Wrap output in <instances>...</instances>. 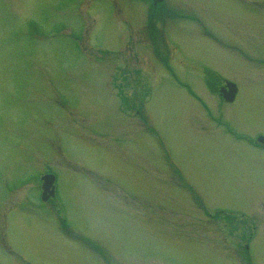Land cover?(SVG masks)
Here are the masks:
<instances>
[{
	"label": "rangeland",
	"instance_id": "obj_1",
	"mask_svg": "<svg viewBox=\"0 0 264 264\" xmlns=\"http://www.w3.org/2000/svg\"><path fill=\"white\" fill-rule=\"evenodd\" d=\"M250 4L0 0V264H264V155L202 108L212 67L240 86L218 115L264 130Z\"/></svg>",
	"mask_w": 264,
	"mask_h": 264
},
{
	"label": "flooded vegetation",
	"instance_id": "obj_2",
	"mask_svg": "<svg viewBox=\"0 0 264 264\" xmlns=\"http://www.w3.org/2000/svg\"><path fill=\"white\" fill-rule=\"evenodd\" d=\"M150 1H152V8L153 7L155 8L157 6L156 4H160L163 0L158 1V2L156 0H150ZM250 3H251L250 5L252 6V8L254 7L256 17H258L259 15V18H260L259 21L263 22L264 21V0H250ZM203 34H206V35L208 34L213 39H215L214 35L211 34V32L205 28H204ZM217 42L219 45H223L222 44L223 42L219 40H217ZM252 54L255 56V58L252 57L250 61L253 62L254 61L253 59L256 60L257 54L254 52H252ZM249 69L251 70V68ZM202 75H203L202 77L204 78V81L206 84L205 86L206 88L203 86L204 93L205 95L207 94V96H209L207 97V101H205L202 98V106H203L202 108L204 109V112L206 113L207 118H209L211 122H216L217 125L220 127L219 129H222L224 133L232 136L235 140L246 142L253 150L261 151L262 154L264 155V130L257 129V130L252 131L251 133L245 132V131H239L237 128H234V125L228 119L226 118L223 119L221 116L218 115L223 110H225V106L230 105V104L232 105V103H234L237 100V97H238L237 95L239 94L240 86L238 82L236 81V79L231 78V76L228 77L224 75L222 72H219L218 70L212 67L203 68ZM245 79L248 82H251V83L253 82V76L246 75ZM144 85H146V83ZM185 86L189 88L188 85L185 84ZM139 90L141 91L142 89H139ZM190 90L191 89H189V91ZM210 96L217 98L216 105L213 108L212 107L210 108L211 105L209 104L210 102L208 100L210 99ZM40 183H42V181H40ZM57 187H58L57 179L55 178L54 193L50 194V192H52V189H53L52 187H50L49 189L50 192L47 193L46 199L42 201L48 202L49 199L55 197ZM54 212H55V216L58 218L61 231L69 232L70 230H72V228H70L66 224V221H64L65 219L61 216L62 210H54ZM245 248L248 250L247 245L245 246ZM9 250L11 251V249Z\"/></svg>",
	"mask_w": 264,
	"mask_h": 264
},
{
	"label": "water",
	"instance_id": "obj_3",
	"mask_svg": "<svg viewBox=\"0 0 264 264\" xmlns=\"http://www.w3.org/2000/svg\"><path fill=\"white\" fill-rule=\"evenodd\" d=\"M156 1H161V0H156ZM45 181L42 185V189H43V193H42V198L46 199L47 197V193L50 192V187H51V183H52V179L53 177L51 175H46L44 177ZM50 194H53V192H50Z\"/></svg>",
	"mask_w": 264,
	"mask_h": 264
}]
</instances>
